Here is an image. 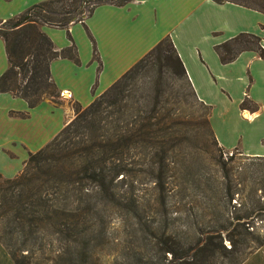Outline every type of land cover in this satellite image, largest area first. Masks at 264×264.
I'll list each match as a JSON object with an SVG mask.
<instances>
[{"label":"trees","instance_id":"16d2710c","mask_svg":"<svg viewBox=\"0 0 264 264\" xmlns=\"http://www.w3.org/2000/svg\"><path fill=\"white\" fill-rule=\"evenodd\" d=\"M129 1L40 0L0 21L6 62L0 93L21 99L26 108L42 100L57 106L48 62L64 58L77 64L66 26L80 23L98 5L122 6ZM211 1L264 14V0ZM22 17L25 20L14 26ZM40 26L64 30L68 46L53 49ZM83 30L96 62L92 40ZM212 49L220 64L247 51L264 58L260 38L247 32ZM141 72L149 74L148 88L128 103L129 85ZM178 81L196 101L165 36L87 105L71 102V118L26 154L17 173L0 177V247L11 264H101L97 241L111 215L117 229L147 236L151 245L148 259L131 255L123 257L122 264H240L264 247V156L237 157L219 149L214 180L192 181L183 169L182 184L169 183V152L162 142L173 133L177 117L175 109L165 110L162 104L171 95L176 106L179 92L173 83ZM245 101L246 97L240 109H245ZM203 107L207 113L202 122L213 136L207 121L210 109ZM9 114L26 117L25 112ZM135 146L148 150V197L134 189L126 173L125 159Z\"/></svg>","mask_w":264,"mask_h":264},{"label":"crops","instance_id":"0c3cea01","mask_svg":"<svg viewBox=\"0 0 264 264\" xmlns=\"http://www.w3.org/2000/svg\"><path fill=\"white\" fill-rule=\"evenodd\" d=\"M8 1L0 0L4 10ZM38 1L17 0L14 8L0 15V21ZM261 25L263 13L211 0H130L122 6L94 7L80 23L66 26L77 64L64 58L48 62L49 78L61 94L57 106L42 100L26 108L21 99L0 93L2 133L7 136L0 143V177L17 173L26 154L40 148L71 118L66 102L84 107L165 36L173 45L196 100L210 109L207 121L216 143L224 149L237 146L245 156H264V58L247 51L230 63L220 64L212 49L240 32L258 36L264 49ZM83 27L92 40L96 62L90 58V42ZM39 30L53 49L68 46L64 30L46 26ZM5 67L0 40V73ZM244 97L255 105L254 111L239 108ZM38 108L43 110L39 122L34 118ZM19 112H25L26 117L9 114ZM253 127L258 132L254 146L244 136ZM0 264H11L1 247ZM240 264H264V247L254 250Z\"/></svg>","mask_w":264,"mask_h":264},{"label":"rangeland","instance_id":"374dc122","mask_svg":"<svg viewBox=\"0 0 264 264\" xmlns=\"http://www.w3.org/2000/svg\"><path fill=\"white\" fill-rule=\"evenodd\" d=\"M16 1L17 0H11L4 3L8 6L5 10L14 8ZM5 10L1 5L0 15L7 14ZM259 28L264 32V25H261ZM148 75V72H141L134 77L129 85L130 91L127 90L130 97L127 96L125 100L128 103H131L135 98L140 96V91L143 87L148 88L146 85L148 82ZM173 87L179 92L178 103L174 106L172 103L173 98L170 95L167 98V102L162 104L165 110L172 109L174 111L175 109L173 113L176 115L174 117H177V124L172 126L173 133L169 135L168 140L162 142L169 152L170 170L167 172L169 183L174 187L181 185L183 169L189 173L191 177L190 180L192 181L197 180L199 177H209L214 180L217 177V164L221 159L218 158L219 149H221L222 152L234 153L237 157H244L245 155H237V152L240 153L237 146L230 149L221 148L216 143L213 136L208 134V129L202 122L207 113L203 107L204 105L197 100H193L189 91L181 82H174ZM59 98L58 96V102ZM65 104L71 111L72 103L66 102ZM244 108L253 111L256 109L255 105L247 99ZM42 111L38 108L34 114V118L38 122L41 116H43ZM242 118H244L243 115ZM244 136L246 137V142L254 146L258 136L257 129L253 127L250 134H245ZM6 137L7 136L2 133V103L0 102V143L6 140ZM161 141L162 140L158 139L157 143H161ZM147 153L148 150L135 146L129 150V155L125 159L128 178L134 182V189L144 197H148L152 194V183L150 182L151 170L149 167L150 159ZM117 227V220L114 215H111L110 219L107 220L105 234L97 241V246L99 247L101 255L100 263L122 264L124 262L123 257L131 255L135 256L132 257V259H148L152 251L147 236L140 238L137 235L123 232L117 229Z\"/></svg>","mask_w":264,"mask_h":264},{"label":"water","instance_id":"95a60500","mask_svg":"<svg viewBox=\"0 0 264 264\" xmlns=\"http://www.w3.org/2000/svg\"><path fill=\"white\" fill-rule=\"evenodd\" d=\"M24 20H25V17H22L18 22H16V23L14 24V26H18V25L21 24Z\"/></svg>","mask_w":264,"mask_h":264},{"label":"bare ground","instance_id":"6f19581e","mask_svg":"<svg viewBox=\"0 0 264 264\" xmlns=\"http://www.w3.org/2000/svg\"><path fill=\"white\" fill-rule=\"evenodd\" d=\"M245 113V116L248 117V113L247 112H244Z\"/></svg>","mask_w":264,"mask_h":264},{"label":"built area","instance_id":"2783aa9c","mask_svg":"<svg viewBox=\"0 0 264 264\" xmlns=\"http://www.w3.org/2000/svg\"><path fill=\"white\" fill-rule=\"evenodd\" d=\"M58 95H59V96H61V94H60V93H59Z\"/></svg>","mask_w":264,"mask_h":264}]
</instances>
